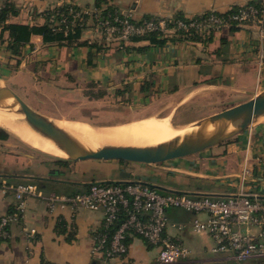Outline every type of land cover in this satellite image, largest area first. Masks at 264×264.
<instances>
[{"label":"crops","instance_id":"1","mask_svg":"<svg viewBox=\"0 0 264 264\" xmlns=\"http://www.w3.org/2000/svg\"><path fill=\"white\" fill-rule=\"evenodd\" d=\"M97 1L0 0V9L12 3L19 13L9 19L10 23L41 25L42 21L32 22L21 17L37 15L39 19L47 11L69 2L89 8ZM253 1L257 0H103V5L131 11L138 19L145 16L193 19L211 11L224 13L231 7ZM8 38L9 34L0 30V80L14 91H18L14 84H20L16 73L29 71L31 82L27 80L26 83L43 82L53 96L55 90L68 89L70 93H81V98L93 101L115 95L118 99L134 101L149 96L161 97L174 101L165 108L174 105L176 112L182 107V101L191 97L196 106L206 108L202 116L177 125L169 116L146 117L168 118L175 128L189 127L202 118L246 102L264 90V58L261 57L264 43L260 45L254 30L247 28L224 29L208 40L168 38L162 46L131 41L123 51L118 47L102 46L99 50L87 44H46L42 36L34 35L21 58L8 49ZM81 40L84 43L99 41L91 29L84 32ZM13 67L20 69L12 73ZM81 98L69 94L62 95L61 100L78 106L77 100ZM81 109L77 107L72 113L88 114ZM26 151L30 152V158L18 164L15 174L2 177L11 183H35L45 194L74 195L94 182L119 180L123 171L121 164H111L116 170L114 174L88 181L76 180L67 177V168H60L32 147H25L23 152ZM125 172L145 178L146 183L159 186L158 190L163 193L225 198L245 190L259 194L264 202V118L231 140L200 154L163 164L141 163ZM14 203L12 194L0 190V216L9 212ZM168 216L171 222L182 225L181 229L170 227L168 233L191 252L176 264H238L231 255L213 251L215 242L208 233L193 231L197 215L169 209ZM201 218L206 216L201 215ZM103 221L102 209L74 210L57 205L51 211L46 201L29 199L24 224L13 225L10 240L0 242V264H111L93 253ZM24 225L36 229L34 241H27ZM251 232L255 234L256 230ZM129 246V264H166L172 259L161 247L152 246L139 236L130 237Z\"/></svg>","mask_w":264,"mask_h":264},{"label":"built area","instance_id":"2","mask_svg":"<svg viewBox=\"0 0 264 264\" xmlns=\"http://www.w3.org/2000/svg\"><path fill=\"white\" fill-rule=\"evenodd\" d=\"M68 4L72 6L67 14L69 17L62 16V25L58 30L67 32L70 23L74 26L76 15H102V9L99 8L91 11L74 3ZM229 11L223 13L226 15L212 12L188 21L177 19L171 23L170 19L157 16L136 22L133 13L116 9L107 15L100 27L105 36H111L109 40L119 41L122 50H125L132 36L150 32L165 35L173 27L177 31L199 33L230 24L246 23L260 25V34L264 37V1L239 6L234 12ZM0 190L15 198L13 208L0 216V242L10 240L13 225L24 224L27 202L35 198L46 201L51 211L57 205L69 206L74 210L102 209L104 221L102 230L97 234L93 253L101 255L106 262L129 264L128 240L132 236H139L152 246L161 247L167 257H172L166 264H176L191 253L184 243L168 233L170 227L182 228V225L171 222L168 216L169 209H180L197 215L193 231L208 233L215 242L214 252L231 255L238 264H264V202L257 193L241 190L225 198L194 196L184 192L163 193L140 180H128L111 184L94 182L87 191L60 195L45 194L32 182L11 183L2 176ZM201 215L206 218H201ZM254 229L255 234L251 232ZM23 231L28 242L34 241L36 229L24 225Z\"/></svg>","mask_w":264,"mask_h":264},{"label":"rangeland","instance_id":"3","mask_svg":"<svg viewBox=\"0 0 264 264\" xmlns=\"http://www.w3.org/2000/svg\"><path fill=\"white\" fill-rule=\"evenodd\" d=\"M259 2H263L264 0H257ZM254 2V1H253ZM73 3V2H69ZM77 6L82 7L81 5H78L74 3ZM251 2L242 4L240 6L245 7L247 5H250ZM65 4L61 5L60 7L64 6ZM105 8L102 11H105V9H108V5L104 6ZM83 8V7H82ZM96 8V6L89 7L88 10H91ZM229 8L227 11L231 10ZM129 13L131 11H123ZM213 12V11H211ZM133 13V12H131ZM135 17V15L133 14ZM22 20H28V21H42L41 23H45L46 18L41 16L39 19L37 18V15H24L21 17ZM136 18V17H135ZM84 19V21H83ZM141 19V18H140ZM136 18V20H140ZM73 20V18H72ZM71 20V21H72ZM79 20V22H77ZM105 16L104 15H76V19L74 20V26L79 25L80 27H86L84 30L87 31L89 29L93 30L99 39L97 41L98 45H101L103 48L108 47H120L118 40H109L111 38L104 35V32L102 28L100 27V23L104 22ZM177 19L171 18L169 21L171 23H175ZM108 21L107 23H109ZM56 25H60L61 21L55 22ZM71 25V23H70ZM83 25V26H81ZM88 27V28H87ZM261 26L253 25V24H246V23H239V24H230L227 25V27L224 28H215L212 30H204L199 31V35L202 36L203 40L209 38V35L212 33L218 34L224 29L229 28H247L254 30L258 37V41L260 45L263 46L264 43V37L260 34V31L262 30L260 28ZM107 31V30H105ZM83 32V34H84ZM177 30H175V27H173L171 30H169L164 36L165 38H171V39H177V40H186L182 35L176 34ZM188 35H192L195 32H192L191 30L188 31ZM110 33V32H109ZM115 37V36H112ZM190 37V36H189ZM194 37V36H191ZM117 38V37H116ZM118 39V38H117ZM95 40H91L90 44H95ZM131 43V40L128 42V44ZM128 44L126 45V49L128 48ZM120 49V48H119ZM123 51V50H122ZM261 57L264 58V51H261ZM18 58H21L20 56ZM12 73H16L20 68L13 67ZM30 72L26 74V72L16 73L15 78L20 81V84H14V87L17 88L18 94L23 95V99L36 111L48 116L49 118L55 120V121H72L78 120V121H88L97 125H114V124H120V123H126L142 118H146L149 116L154 117H171L172 123L177 125L180 122L190 120L193 118H198L202 115H200L202 112L206 111V108H201L200 106H196L197 104L194 103V100L191 97H188L187 99H184L182 101V107L177 112L174 111L175 107L172 105L169 109H166L169 104H172L174 101H170L164 98H156L153 96L144 97L143 99H140L139 101L134 100H126V99H118V96H110L108 98H105L103 100L99 101H93L81 98L82 94L78 93H70L68 89H64L63 91L55 90V96L49 94L50 90L49 87L46 89L45 84L43 82L33 84L32 83H26L31 82ZM14 78V80H16ZM11 85V84H10ZM49 91V93H48ZM20 92V93H19ZM49 94V95H48ZM71 94L72 96H76L81 99L77 100L78 106L73 105L70 106V103L62 102L61 97L67 96ZM48 95V96H47ZM127 96V95H126ZM128 97V96H127ZM177 101H175L176 103ZM181 103V101H179ZM178 102V103H179ZM82 108L81 111L84 110V112H88V114L83 115H74L72 111L75 108ZM145 107H148L144 110ZM152 107V108H151ZM160 107V108H159ZM177 108V107H176ZM173 112V113H172ZM93 113V114H92ZM75 116V117H74ZM204 119V118H202ZM201 119V120H202ZM199 120V121H201ZM197 121V122H199ZM187 129L189 127H186ZM6 130V129H5ZM9 132L10 136L7 140H0V175L5 174H15L18 170V164L22 163L24 164V161H27L31 154L30 152L26 151L23 152L24 148L26 147H32L28 145L27 143L23 142L18 136ZM26 146H24L25 144ZM28 145V146H27ZM34 151H38L39 153L44 154L49 159L53 160L54 163L58 164L60 168H67L69 170L67 177L76 179V180H90L93 178L103 177L107 174L111 173L114 174L116 170L113 169V166L111 164H121V170L128 171L132 170L135 165H138L140 163H128V162H107V161H100V160H87L82 162H72L65 158H60L58 156H54L52 154H49L47 152L41 151L37 148L32 147ZM24 167V166H23ZM71 172L73 174H71Z\"/></svg>","mask_w":264,"mask_h":264},{"label":"water","instance_id":"4","mask_svg":"<svg viewBox=\"0 0 264 264\" xmlns=\"http://www.w3.org/2000/svg\"><path fill=\"white\" fill-rule=\"evenodd\" d=\"M0 109L24 116L26 122L44 137L54 142L72 162L87 160L124 161L147 165L163 164L200 154L221 145L264 118V90L252 99L234 105L196 123L189 133L170 142L153 146L104 145L94 148L60 127L53 119L32 108L16 91L0 80ZM140 180L122 171L119 180L107 184ZM148 184V183H146ZM150 185V184H149ZM160 189L157 185H150Z\"/></svg>","mask_w":264,"mask_h":264},{"label":"bare ground","instance_id":"5","mask_svg":"<svg viewBox=\"0 0 264 264\" xmlns=\"http://www.w3.org/2000/svg\"><path fill=\"white\" fill-rule=\"evenodd\" d=\"M60 127L88 145L99 148L104 145L153 146L181 137L196 127H173L168 118H142L114 125H95L88 121H57ZM0 126L18 136L23 142L60 158H68L54 142L34 130L24 116L0 109ZM227 197V196H226Z\"/></svg>","mask_w":264,"mask_h":264},{"label":"trees","instance_id":"6","mask_svg":"<svg viewBox=\"0 0 264 264\" xmlns=\"http://www.w3.org/2000/svg\"><path fill=\"white\" fill-rule=\"evenodd\" d=\"M252 4H257L259 1L251 2ZM103 0H98L96 2V8L104 9L105 5H103ZM239 7V6H238ZM238 7H233V10L229 11L234 12L238 9ZM72 6L70 4H65L62 7H56L50 11H47L43 17L46 18V21L44 24L41 25H27V24H16V23H10L9 19L12 16H17L18 9L17 7L12 3H7L3 8L0 9V30L3 33H8L9 38L7 40V46L8 49L15 55V56H21L23 54L24 48L28 46V44L31 43V38L34 35L42 36L43 41L46 44H54L59 46H70V45H89L88 42L82 41L83 32L86 29V27H80V26H73L72 24L69 26L68 31L66 32L64 29L58 30L60 25H56L55 22H59L63 15L68 16L70 9ZM116 11L115 8L108 7V9H105V11H102V15L107 17L108 14L113 13ZM212 12L205 13L204 15H210ZM219 15H226L223 13L215 12ZM69 17V16H68ZM153 16H145L142 19H150ZM174 19H182L183 21H188L189 19L183 18L182 16H174ZM140 20H136L140 21ZM88 28V27H87ZM236 29V28H233ZM189 32L184 31H177L176 34L185 36L184 38L186 40H203L202 36H200L197 32L193 33L192 35H188ZM190 36V37H189ZM194 36V37H191ZM212 33L209 35L208 39H211ZM131 41L133 42H148L150 46L156 45V46H162L166 43L168 38H165V36L162 33L159 32H150L144 35L139 36H132ZM89 46H93L96 48H99L100 46L97 43L90 44ZM121 49V47H118ZM122 50V49H121ZM126 50V48H125ZM94 124V123H93ZM97 125V124H95ZM7 130V129H6ZM5 128L0 126V140H7L10 136L9 132H7ZM123 162V161H122ZM83 190L87 191L90 187V185L86 186ZM82 192V191H81ZM129 243V240H128Z\"/></svg>","mask_w":264,"mask_h":264}]
</instances>
